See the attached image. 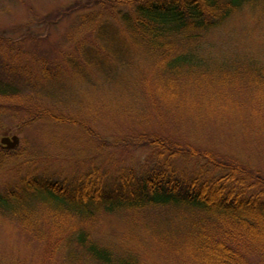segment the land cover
Returning <instances> with one entry per match:
<instances>
[{"label":"trees","instance_id":"trees-1","mask_svg":"<svg viewBox=\"0 0 264 264\" xmlns=\"http://www.w3.org/2000/svg\"><path fill=\"white\" fill-rule=\"evenodd\" d=\"M79 6L89 8L75 25L87 38L64 62L31 55L20 45L27 35L14 42L0 30V101L24 100L27 123L80 126L104 151V130L118 125L109 135L145 155L72 178L29 169L0 187V217L17 220L62 264H147L98 241L94 225L105 214L152 212L174 216L176 248L191 264L264 261V134L250 129L246 103L228 105L241 94L264 98V63L216 60L204 47L237 13L264 15V0H86L47 16V24ZM83 88L90 92L80 97ZM71 90L78 97L68 99ZM231 113L240 118L232 130L258 138V162L215 146Z\"/></svg>","mask_w":264,"mask_h":264},{"label":"rangeland","instance_id":"rangeland-1","mask_svg":"<svg viewBox=\"0 0 264 264\" xmlns=\"http://www.w3.org/2000/svg\"><path fill=\"white\" fill-rule=\"evenodd\" d=\"M85 1L0 0V30L14 42L27 35L26 38L29 39L22 40L20 45L31 55L36 53L38 58L64 62V59L78 54L75 46L80 40L87 38L84 37V31L76 29L75 25L79 24L80 18L84 19L82 16L89 12V8L79 6L82 7L79 11H74L64 16L61 21L56 20L50 25L47 24V16L66 11ZM90 41L89 39L88 43ZM204 47L206 53L216 60L255 58L264 63V15H255L249 10L237 13L224 27L209 34ZM20 54L24 55L22 51ZM131 75L138 76L139 73L132 72ZM84 92L89 94L90 91L86 88L80 89L78 96L82 97L81 93ZM69 94L73 98L78 97L74 90L65 94L71 99ZM96 96H92L93 99ZM241 96L230 97L228 105L246 103L242 105L243 115L250 119L248 121L250 129L254 131V128L256 130L260 128L264 134L260 125L264 124V98L242 94ZM231 116L233 117L231 121L221 130L225 137L219 136L215 146L220 149L227 147L225 151L244 154L258 162L260 159L258 138L250 129L249 134L246 130L242 132L243 129L232 130L229 123L232 124V120L240 118L233 113ZM28 117V105L24 100L0 101V120L5 124L0 132V154H5L0 156L2 188L5 184L24 176L29 169L72 178L88 173L92 169L101 168L102 171H109L115 166L114 162L119 160L130 165L145 155V150L137 149L131 144H127L128 146L121 144V139L109 135L119 134L115 132L121 130L118 125L111 126L109 131L104 130L108 132L105 134L107 150L104 151L103 148L98 149L97 145L82 133L80 126L62 125L48 120L27 123L25 121ZM118 118L122 120L120 123L127 120L126 116ZM214 119L220 120L216 116ZM260 119L263 121H256ZM101 125L105 127L103 121ZM214 129L218 131L217 128ZM126 135H129V132H126ZM13 136H19L20 145L15 150L4 149L1 146L2 138ZM258 163L264 168L263 161L259 160ZM41 215L46 220L43 212ZM52 225V217H48L45 228L51 229ZM94 227L97 235L94 236L98 241L117 252L138 253L147 264H191L189 257H185L176 248L180 247L176 245L180 234H177L178 224L171 214L152 212L135 217L105 214L98 219ZM23 229L17 220L0 217V264H62L61 255L48 256L46 246L38 243ZM256 264H264V261L257 260Z\"/></svg>","mask_w":264,"mask_h":264},{"label":"water","instance_id":"water-1","mask_svg":"<svg viewBox=\"0 0 264 264\" xmlns=\"http://www.w3.org/2000/svg\"><path fill=\"white\" fill-rule=\"evenodd\" d=\"M1 142H2V145L6 147L7 149H14L19 145L20 139L17 136H13L12 138L6 137V138H3Z\"/></svg>","mask_w":264,"mask_h":264}]
</instances>
